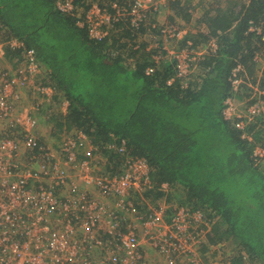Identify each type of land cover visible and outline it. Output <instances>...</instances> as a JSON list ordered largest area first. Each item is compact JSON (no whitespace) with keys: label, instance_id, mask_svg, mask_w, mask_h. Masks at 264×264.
<instances>
[{"label":"trees","instance_id":"1","mask_svg":"<svg viewBox=\"0 0 264 264\" xmlns=\"http://www.w3.org/2000/svg\"><path fill=\"white\" fill-rule=\"evenodd\" d=\"M56 1L0 0L1 69L27 74L35 65L37 82L52 88L58 104L48 113L42 105L32 112L48 127L33 151L51 145L49 138L59 145L64 135L82 133L98 174H123L131 161L144 162L145 189L132 196L140 213H147L143 203L167 201L169 218L175 208L188 213L202 257L222 256V247L232 243V256L221 263L264 264V154L253 153L260 142L264 149V121L256 117L239 128L243 115H224L230 97L253 102L250 86L231 90L233 69L240 67L252 85H264L263 78L253 79L255 57L264 56V0L171 1L173 15L188 23L195 12L202 16L196 20L201 26L170 43L190 52L183 78L175 77L174 57H161L159 26L118 21L110 35L96 40L77 25L83 15L60 12ZM73 1L86 6V0ZM250 22L261 26L259 34L249 30Z\"/></svg>","mask_w":264,"mask_h":264},{"label":"built area","instance_id":"2","mask_svg":"<svg viewBox=\"0 0 264 264\" xmlns=\"http://www.w3.org/2000/svg\"><path fill=\"white\" fill-rule=\"evenodd\" d=\"M102 1L86 0L87 8L73 0H57L55 5L71 16L83 15L77 25L85 26L96 40L110 35L118 21L133 27L142 22L159 26L165 42L161 57L175 58V77L187 76L190 52L176 51L170 43L183 40L188 28L161 16L169 13L172 0ZM249 30L259 34L262 28L250 22ZM255 62L264 68V56L257 54ZM28 71L0 67V264H223L220 255L202 257L198 252L200 239L190 234L183 208L172 209L171 218L166 214L171 207L162 201L143 203L145 214L135 208L132 196L145 189L148 179L144 162L131 161L123 174H98L89 159L93 148L82 133L64 135L59 145L45 144L33 151L44 135L32 110L42 104L21 103L31 89L45 101L53 90L37 82L35 65L29 64ZM239 71L240 67L232 71L231 90L250 86L253 102L243 103L239 110L240 103L230 97L224 115H243L245 122L237 126L245 128L256 117L264 121V92L258 83H246ZM81 138L84 141H76ZM255 153L263 155V147Z\"/></svg>","mask_w":264,"mask_h":264},{"label":"rangeland","instance_id":"3","mask_svg":"<svg viewBox=\"0 0 264 264\" xmlns=\"http://www.w3.org/2000/svg\"><path fill=\"white\" fill-rule=\"evenodd\" d=\"M214 0H212V2H213ZM205 2H209V3H211L209 0H205ZM209 3H204L203 2V4H204V6H207V4H209ZM228 6H230V5H228ZM165 11V10H164ZM165 13H166V11H165ZM174 13H172V11H171V14L169 15V17H168V19H171V20H174V21H179L180 20V24L179 25H184V24H186V27H190V28H195L196 26H198V25H200L201 26V24L200 23H198V22H196V20L197 19H201L202 18V16L200 15V13L199 12H195V16L192 18V20L188 23V22H186L184 19H182L180 16H175V15H173ZM38 21V20H37ZM212 47V46H211ZM213 48V47H212ZM256 70H259V71H256V73H255V75H254V78L253 79H255L256 81H259V73L262 71V70H260V68L258 67V65L256 64ZM246 83H253V82H249V81H247L246 80ZM27 90V89H26ZM34 89H31L30 91H28L25 95H24V100L22 101V106H28V107H34V101H36V102H39V103H41L42 104V106H43V109L45 110L44 112L46 113H48V111L50 110V108H52V110H56L55 108H57L58 107V104L55 102V100L53 99V97L52 98H50L49 100H42L43 98H39L37 95L36 96H34ZM67 102L64 100L63 102H62V104H61V106H60V108H61V110L62 111H64L65 109H66V106H67ZM47 107V108H46ZM243 106H241V105H239L238 106V109L240 110L241 108H242ZM36 110H38L36 107H35V109L33 110L34 112H36ZM56 112V111H55ZM41 115L43 116V113H42V111H41ZM39 124H40V129L42 130V131H44V132H47L48 133V127H47V125H46V123L45 122H39ZM48 141H49V143H51V144H55V140L54 139H52V138H49L48 139ZM262 147V142H260V143H258V145L256 144L255 145V147L253 148V153H255V152H257V150H260V148ZM160 200H158V202H159ZM181 200H177V202H175L174 204H175V206L176 207H181V205H179V202H180ZM161 202V201H160ZM166 205H168L169 203L166 201V203H165ZM227 242V241H226ZM229 244V242H227L226 244H225V246H227ZM222 245H223V242H221L219 245H217V246H221L222 247ZM216 245L214 246V247H217ZM222 249H223V251L221 250V253H222V256H223V258H222V256L220 255V252L218 253V255H220L221 256V258L224 260V259H226L228 256H232V254H233V252H234V246H233V244L231 243L230 245H229V247L228 248H226V247H222ZM252 264H254V263H252Z\"/></svg>","mask_w":264,"mask_h":264},{"label":"crops","instance_id":"4","mask_svg":"<svg viewBox=\"0 0 264 264\" xmlns=\"http://www.w3.org/2000/svg\"><path fill=\"white\" fill-rule=\"evenodd\" d=\"M169 8V7H168ZM161 16H162V18L163 19H167V17H168V15L167 14H165L164 12H162V14H161ZM259 76V81H260V78L262 79H264V70H263V72H260L259 74H258ZM262 87L264 88V85H262ZM261 86H259V88L261 89V90H263V88H262ZM240 103V105L241 106H243V101H241V102H239ZM243 108V107H242ZM33 111V110H32ZM43 135H44V138H46L47 137V132H44L43 131Z\"/></svg>","mask_w":264,"mask_h":264},{"label":"clouds","instance_id":"5","mask_svg":"<svg viewBox=\"0 0 264 264\" xmlns=\"http://www.w3.org/2000/svg\"><path fill=\"white\" fill-rule=\"evenodd\" d=\"M173 1V0H172ZM171 2V1H170ZM170 2H169V4H170ZM169 4H168V6H167V9H168V11H169V13L167 14L168 15V17H169V15L171 14V10H170V8H168L169 7ZM168 17H167V19H168ZM169 20V19H168ZM170 22H175L174 20H169ZM179 21H177V23H178ZM177 23H176V25H177ZM181 27H186V24H184V26H181ZM188 28V30L190 29L189 27H187ZM188 33V32H187Z\"/></svg>","mask_w":264,"mask_h":264}]
</instances>
